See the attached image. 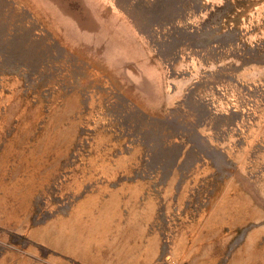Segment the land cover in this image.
Returning a JSON list of instances; mask_svg holds the SVG:
<instances>
[{
	"label": "rangeland",
	"instance_id": "rangeland-1",
	"mask_svg": "<svg viewBox=\"0 0 264 264\" xmlns=\"http://www.w3.org/2000/svg\"><path fill=\"white\" fill-rule=\"evenodd\" d=\"M0 264H264V0H0Z\"/></svg>",
	"mask_w": 264,
	"mask_h": 264
}]
</instances>
